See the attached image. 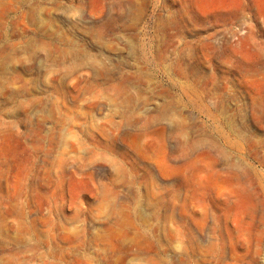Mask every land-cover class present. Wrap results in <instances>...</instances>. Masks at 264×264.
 I'll list each match as a JSON object with an SVG mask.
<instances>
[{
  "label": "rangeland",
  "instance_id": "374dc122",
  "mask_svg": "<svg viewBox=\"0 0 264 264\" xmlns=\"http://www.w3.org/2000/svg\"><path fill=\"white\" fill-rule=\"evenodd\" d=\"M133 1L0 0V264H264V0Z\"/></svg>",
  "mask_w": 264,
  "mask_h": 264
},
{
  "label": "bare ground",
  "instance_id": "6f19581e",
  "mask_svg": "<svg viewBox=\"0 0 264 264\" xmlns=\"http://www.w3.org/2000/svg\"><path fill=\"white\" fill-rule=\"evenodd\" d=\"M136 1H138L139 2V0H136ZM133 0H129V2L127 3V5H124V4H121V7H122V9H121V14L120 15H118L117 17H115V18H113V19H111L110 20V22L112 23V26L114 27V26H119V25H121V24H123V22L124 21H126V18H127V16H129V14L131 13V11H132V9H131V6L133 5ZM126 7V8H125ZM138 10H137V13H139V5H138V8H137ZM95 26V25H94ZM97 27L98 26H96V27H94V29L96 28L97 29ZM161 27H163V26H161ZM95 31V30H94ZM96 32V31H95ZM159 31L157 30V28H156V30H155V33H156V35L154 36V40H157V38H156V36H157V33H158ZM168 35V34H167ZM166 35V36H167ZM163 36H165V35H163ZM162 36V37H163ZM158 37V36H157ZM158 41V40H157ZM170 42V41H169ZM168 44V43H167ZM169 46V45H168ZM164 48H165V46H163ZM163 48V49H164ZM161 49V48H159L158 46H157V53H158V55H157V58H159V59H161V60H163V61H166V60H169V63L165 66H162V68H161V70H159L160 71V73H162V74H164V75H166V76H168L169 77V80H170V83H169V87L171 88V89H177L178 91H180V93H181V95L183 96V97H187V95H188V92H187V90H185V89H183L181 86H180V83H181V81L183 80V79H187L186 78V75H188L187 74V71L189 70V68H184L183 67V65H184V62H185V60H186V58H185V56L183 55V53L182 52H176V51H173V50H175L176 48H174V49H172V51L169 53L167 50H169L168 49V47H166V49ZM169 54H170V56H169ZM145 59V58H144ZM167 63V62H166ZM199 70H200V68H199ZM199 70H194L195 72H198ZM194 72V73H195ZM123 77V76H122ZM126 79V78H125ZM185 81V80H184ZM128 82V81H127ZM188 82V81H187ZM183 84V83H182ZM125 85H126V83H125ZM191 85V84H190ZM188 87L189 86H187V89H188ZM193 87H194V85H193ZM192 87V88H193ZM190 88H191V86H190ZM189 88V89H190ZM193 90V89H192ZM189 96V95H188ZM130 105V104H129ZM157 121H158V118H152V120L151 121H148V120H146L145 119V125H149V123H153L154 125L157 123ZM178 125V127H179V131L180 130H185V131H187V130H189L190 128H189V126L190 125H183V126H180V124H177ZM193 125H195V123L193 124ZM193 127V126H192ZM195 127V126H194ZM205 133V134H204ZM207 132H203V131H200V135L201 136H208L207 134H206ZM198 135H199V133H198ZM200 136V137H201ZM199 137V138H200ZM210 141H214V138L213 137H210V139H209ZM208 143V142H207ZM207 143H206V145H207ZM183 145H184V148H185V150H186V152L187 153H195L196 151H198V150H200L201 148H203V146L205 145L204 144V141L203 140H201V139H193V140H191V139H189V140H186V141H184V143H182ZM224 144V143H223ZM209 145V144H208ZM215 145V144H214ZM234 146V145H233ZM209 147V146H208ZM212 147H214V146H212ZM227 147V146H226ZM208 149H210V147L208 148ZM236 149V148H235ZM211 150V149H210ZM215 150H217V149H215ZM234 150V149H233ZM213 151V150H212ZM199 152V151H198ZM217 153V152H216Z\"/></svg>",
  "mask_w": 264,
  "mask_h": 264
}]
</instances>
